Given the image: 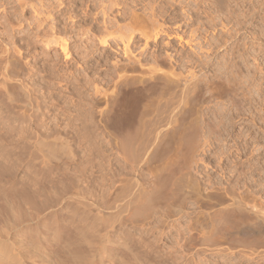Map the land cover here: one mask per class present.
Wrapping results in <instances>:
<instances>
[{
  "label": "rangeland",
  "instance_id": "374dc122",
  "mask_svg": "<svg viewBox=\"0 0 264 264\" xmlns=\"http://www.w3.org/2000/svg\"><path fill=\"white\" fill-rule=\"evenodd\" d=\"M40 1L42 3H40ZM40 1L39 0H29V1L0 0V38H1L0 48L2 47L1 49H3L4 47L7 48L8 50L7 53L4 54L6 55L5 56L6 58L5 57H2L4 59L0 58V64L4 62L3 63L4 65L3 64L0 65V71L3 68H5V66L7 65L5 62H7V60L10 59L11 61L10 60L8 61H10L11 64L13 63L14 65L12 64V66L10 65L7 66L8 68H6L5 70L6 75L9 74L7 75V78L11 76V78L9 77V79L13 84H18L23 80L21 83L25 84L23 86L27 87L26 89L29 90L28 92L30 94L29 97H31V99L29 98L30 100L28 99V102L30 103L31 101H33V103L31 102L30 105H32L33 107L35 106L38 109L35 111L36 108L34 109L33 107H31L32 108L31 111L30 110L31 108L29 107L27 111H25L27 113H23L25 114L23 115L20 114L22 113L20 109L17 108L13 109V107L9 105L7 100H4L3 98L4 106L6 105L5 108H7V109H3L4 112L3 115L4 117L5 116L7 117L9 113L11 114L8 115L9 119L4 118L3 116L1 119V121L4 122L3 127L5 128V132H6V133L4 132L5 134L3 133L4 135L2 136V138H5L4 141L3 139L1 141L3 144L2 157L3 156L5 157L0 159L2 160V162L4 161L3 165L6 167L5 174L3 176L4 179L2 180V183L4 185V191L6 194L15 193L18 197L21 196V200L23 199L21 202L22 206L20 205L19 208L20 210H18L19 214L21 213V216L26 215V213L29 215L30 213L33 214V224L31 226L33 232V239L36 240L39 234H44L45 237L42 240V245L44 244L43 246L47 248L48 246H50V244H55V246L51 249L48 247V252L52 256L56 257V255L59 254L58 249L62 246V243L65 240H69L70 238L71 239L73 238V234L71 235V237H65L69 235L62 232L64 231L74 232L75 231L74 229L78 228V226L84 229L86 228V226L87 228H89V225L91 226L93 218L95 216L106 215L108 211L106 209H103L105 208L104 201L110 200L111 197L113 198L114 194L118 191V190L115 191L117 186L119 184L123 185L125 183L126 179L123 180V178L126 177L129 179L130 176V179L135 177L141 183H143L144 186L145 184H147L146 186L148 189H152L154 190V192H157V193L152 192L151 199L153 198L154 199L153 201L152 200L150 201L151 207H153L154 205L155 206L153 208L150 207L147 208L146 209L147 211L141 210L137 212L136 216L132 215L131 218L126 216L125 214L123 219H126V221L122 220L121 218L118 222L117 221L114 222L113 227L114 226L115 227L110 228L111 230L110 233L113 234V235L111 234V242L113 244L112 252H114L116 255L118 256L120 255L121 257L125 258V260H130V261H133L135 258V260H138L143 264H264V240H263L264 237L261 236L262 238H260V235H257L254 232L250 233L249 231H246V233L245 231H242L240 233L241 231L240 228H242L243 225H246V223L252 221L254 218L253 217L254 214L252 211L253 206L254 209L262 208L261 211L262 212L264 211V164L260 163V161L264 162L263 161L264 160V2L263 0H226V3L228 2L227 5H229L227 6V10H225L226 12L218 10L214 0L213 1L212 0H179L180 2L179 1L177 2L176 0H140V1L119 0L120 2L118 0H114L112 9L107 11L110 13L109 14L106 13L104 14V16H102L103 15L102 13L100 15L101 12L99 11L100 7L99 8L97 7V9H91L89 11L90 8L87 7L88 6L87 4H89L87 3V0H83V2L82 0H58V1L51 0L52 2H50V0L47 1L45 0L46 6L44 5V0L43 1L40 0ZM54 1L56 3H53ZM61 1H63L65 4ZM98 1L99 2L101 1V4L103 3L107 4L106 2L108 0H105L106 2L102 0H98ZM26 2H28L27 5ZM38 2L40 3L39 6H37ZM67 2L70 5L69 6L67 4V7L69 6L68 7L69 9L66 7ZM125 2L126 5H124ZM19 3L20 4L25 3L24 7L23 5L20 6ZM34 3L37 4L35 5ZM50 3H52L53 6ZM57 3H60V5ZM61 3H63V5ZM261 4L263 5V7ZM56 5L57 6L59 5L60 7L58 6L57 8ZM32 6L34 7L37 6L36 8L39 12L43 10V12L41 11V13L45 15L43 16V14H41L40 15L41 17L42 16L47 17L48 15L46 14L47 11L48 13L52 12V14H49V16H51V20L50 18L49 20L47 18L48 21L43 22L44 24H39V22L37 23L33 19L37 14V11L36 13L35 11L33 12L35 8ZM208 6L209 8H207ZM16 7L18 8L16 9ZM228 7L230 9H228ZM19 8H21L22 10ZM46 8L49 10H47ZM122 8H124L125 10ZM152 8L154 9L156 8V10ZM66 10L68 11L69 15L68 13L66 14L67 12ZM93 10H95L98 13V15H95L94 14L95 11L92 12ZM128 10L130 12H128ZM83 11L84 13H82ZM85 11H88L89 16L87 15L85 16V18H83L82 15H85ZM150 11L153 12V14ZM219 12L221 14H219ZM79 13H81V15H79ZM92 13L95 16L92 15ZM77 14L79 15V17H77L78 16ZM129 14L130 15L132 14V16H129ZM52 15L54 16L52 17ZM67 15L72 18L68 17ZM90 15L93 18V20H91L92 18L90 19ZM106 15L108 18L112 19L113 21V25H111L112 30L110 29V27L108 28L104 27L105 29L107 28L106 30L104 29L105 30L104 31L102 29L103 23L97 22V20L102 21ZM108 15L109 16L111 15V17H109ZM144 15L147 16L145 17ZM128 16L130 18H128ZM18 17L20 19L19 21L20 25L18 23L19 20ZM95 17H97L98 19H95ZM122 17H124L125 19ZM149 17H150V22L154 20L152 21L153 23L152 22L149 23ZM53 18L55 19V21ZM135 18L138 19L136 20ZM31 19H33V22L29 21ZM132 19L133 20L135 19L136 21H133ZM78 21L80 24L78 23ZM141 21L143 24L141 23ZM48 22L50 23V25ZM51 22H54L55 24L57 22V24L61 27L58 28L61 30L63 29V26L64 29L66 27L67 28L65 30L63 29V32L58 29L59 31L57 30V32L53 33L54 30L52 31L50 27L52 24ZM139 22L141 23V25L138 26L137 23L140 24ZM154 22L157 25L154 24ZM27 23H31V24H27ZM35 23L37 26L38 25L39 26L37 27ZM59 23L60 24L62 23L63 26H61ZM66 23H68L69 25ZM8 24H10L9 27L6 26ZM78 24L80 25V29L79 26H76ZM120 24L121 26L119 27L118 25ZM11 25L15 29H12ZM71 25L72 28H74V30L70 27ZM143 25L144 28H146L143 29V31L144 30L146 31L148 29L147 32L144 31L145 33L144 36L141 34L143 31H140L141 28H143ZM155 25L156 27L159 28L157 29L160 31H158L156 27H154ZM3 26H5L4 29ZM94 26H96L95 27L96 29H93ZM140 26L141 28L139 30L138 27ZM23 27L27 30H25ZM28 27L29 28L32 27V29L28 30ZM35 27L38 29H36ZM43 27L45 28V31ZM75 27L80 31L79 30L76 31ZM130 27L132 29L133 28L136 29L135 30L133 29L132 31ZM151 27H154L155 31L153 30V28L151 29ZM160 27L163 28L164 30H162ZM6 28L8 29V31H11V33L8 32L7 30L3 32V30H5ZM48 28L51 29L49 30V32L51 31L50 33L51 35L52 33L55 36H57L56 34H58L57 39L62 34L66 35V36L64 35V37L61 36V38L63 37V39L61 38L59 39H61L62 41L64 40L67 45L69 44L68 46L66 45V48H68L66 49L67 51L59 49L61 47H59L55 43H53L55 45L52 44H49L50 46L47 45L46 48V44H47L46 40L52 37L50 36L49 32H47ZM125 28L126 31L128 28L127 33L130 34L129 36L125 32ZM18 29H23L22 30L23 32L21 30L19 31ZM34 29H36L37 31L36 30L32 31ZM68 30H70V34L66 33L68 32ZM129 30L132 31L131 33L133 35L129 33L130 32ZM149 30L151 32L153 31V33H150ZM74 31L76 32L74 33ZM108 31L109 32L112 31L113 34L112 35L106 34V32L109 33ZM157 31L159 32V34L156 33ZM24 32L26 33L24 34ZM3 33H5L6 36H4ZM29 33H32L33 35ZM78 33H81L83 39ZM124 33L127 34L126 39L128 40V37H130L129 39L131 41V42L129 41L130 45H128L130 46V48L128 50L127 47L126 50L128 52L125 51V53H123L124 51L122 44L125 43L123 40L125 41L127 40L124 39L125 38ZM148 33L150 34V38L146 36ZM74 34H78V35H74ZM95 34L97 36L96 38H95ZM28 35H30L32 38ZM34 35L38 38V40L37 38L34 37ZM90 35L91 36L94 35V37L93 36L91 37ZM105 35H107V37ZM120 35H124V36H120ZM25 36L28 38H26ZM45 36H47V38ZM55 36H53L52 38H56ZM98 36H100L99 37L100 39L98 38ZM101 36L102 37L104 36V38H102ZM119 36L121 38L123 37L122 38L123 40H121ZM131 36L133 37L132 39L134 40L131 39ZM112 37L115 38L113 39ZM4 38H7L8 41L5 40L2 42V39L4 40ZM72 38H74V40H76L77 42L73 41ZM77 38H80L82 40L80 41V39ZM92 38L95 39L92 40ZM105 38L108 40L109 43L112 44L111 45L109 43L107 45L100 44L102 43L101 41ZM144 38H147L146 39L147 43ZM209 38L212 39L210 40ZM39 39H41V41ZM98 39L101 41H99ZM26 40L28 43L26 42ZM118 40L121 41L119 42ZM4 42L5 45L3 44ZM76 43L78 44V46ZM85 43L87 47L86 46L83 47ZM80 45L81 46L83 45L82 46L83 48ZM88 47L90 51L88 50ZM87 51H89L88 52L89 54H86ZM64 52L66 54L68 52L67 56L65 55ZM195 52L197 53V55ZM126 53L129 54L126 55ZM167 53L170 54L169 55L170 57L169 56L167 57ZM207 53L209 54L208 59L205 56V55L208 56ZM191 56L193 57L191 58ZM200 56L203 58L205 57V59L202 60ZM9 57H12L14 61H12V59ZM128 58L131 60H129ZM137 58H139L138 62L141 63L137 62ZM118 59H120V61ZM1 60L4 61L2 62ZM116 60L118 63L114 62ZM187 60L192 62H188ZM131 61H133L134 64L131 63ZM198 61L200 62L207 61L208 63L206 62L203 63V65H201L202 62L200 63ZM231 61H233L234 64ZM177 62L179 65L177 64ZM194 62L195 63L198 62V63L193 64ZM114 63L116 65L120 64V66L117 67L116 65H114ZM124 63L127 64L124 65ZM25 64L26 66L24 68ZM204 64L206 65L209 64V65L206 66ZM20 65L23 67H20ZM184 65L185 67L183 68ZM125 66H129V67H125ZM186 66L188 67V69ZM189 66L193 68L190 69ZM122 69L126 71V72L122 71V74L124 76L122 74H121L122 76L120 75L121 72L119 73V71H121ZM169 69L174 70L175 72ZM198 69L201 70L199 71ZM15 70L17 72H15ZM177 70L178 71L180 70L183 73L182 76L183 78H185V80H190V78L187 76H189V74L191 75L194 74L193 76L196 81L193 78L192 82L195 85L192 83L194 87L192 86L193 88L191 87L189 91L188 95L190 97L188 96L186 98L188 100H184L185 102L183 101V103H181V105L178 106L179 110L178 109L176 110V114L173 117L174 119H169L168 110L172 104H176L178 101L177 100L178 99L177 97H179L177 96V94H179L178 86L181 83V82L179 83L178 78H173L174 76H172L171 79L170 77L171 75L169 76V74H172L174 72L176 77L177 75L176 72H178ZM12 72H14V74H12ZM164 73H166L167 76ZM105 74L107 75V77L109 76L110 78L109 77L107 78ZM161 74L164 75L161 76ZM12 76H14V79ZM119 76H121V79L123 78L126 81L128 80L129 82L128 81L123 82V80H120L119 82L118 81ZM126 76L127 78H124ZM184 76H186L187 78ZM117 77L118 80L116 81ZM128 77L130 78V80ZM160 77L163 78H161L160 80L159 79ZM166 77H170V80H168L169 78ZM20 78H22L21 81ZM103 78L104 79L106 78L105 81ZM165 78L167 79V81L171 83L170 86H169L170 84L169 82L168 83L166 82L168 85L165 83L166 81ZM163 79L164 81H162ZM16 81H18V83ZM115 81L118 86L113 85V83L115 84ZM125 82L131 84L130 85L125 84ZM183 82L184 81H182V83ZM163 83H165V85ZM120 85L122 87H120ZM127 85L130 87L133 86L131 87L132 90ZM152 87L154 88V90ZM32 91L34 92V94ZM118 91H120V93ZM117 92L119 93V95ZM115 93L117 94L114 95ZM246 93L248 95H245ZM249 93L252 94L253 96L250 95ZM104 94L107 95L109 94V95L107 96ZM123 94L126 96H122ZM128 95H129V99L127 97ZM110 96L113 99H111ZM108 97H110L111 100L108 99ZM161 97L163 99H161ZM248 97H253V98H248ZM114 99H117L116 100L117 102ZM248 99H250V101ZM19 100L20 97L19 99L17 98V102H19L17 103V105L19 104L20 106L23 103H20L22 99L20 101ZM111 101H113L112 103L115 102L117 106L115 104L112 105ZM121 101H123L125 106L123 105V103H121ZM233 101L236 102L234 103ZM234 105H237L238 107ZM118 108L120 112L123 113H120ZM144 108L147 110H145ZM233 109L235 111H233ZM16 110H18V112H16ZM19 110L21 112H19ZM159 111L162 113H160ZM28 113L32 115V118L29 117ZM16 114H18L17 120H15ZM231 114H234V116H232ZM34 115L35 116L37 115L36 118ZM7 121L11 125L9 123H6ZM228 121H230V123ZM254 121L256 123H254ZM92 122L94 123L95 127L93 126ZM236 122H238L239 124ZM156 123L158 126L164 125V129L162 130L161 134L160 132L154 133V129L157 126ZM116 124L117 127L115 128L114 126H116ZM10 131L12 132L10 133ZM72 132L74 134H71ZM55 133L56 134L58 133V135L60 136L62 135L63 137V138H54L55 140L57 139L55 142L56 145L58 146V144L62 140L64 144L67 142L66 145L67 146L69 145L68 149L70 148L69 152L71 155L69 154L68 156L66 155V152L63 153L61 151H57L56 149L52 151H48L46 150V148H38V149L36 148L38 146L36 143L39 140H41L44 137V140L46 139L48 141L49 140L48 138L51 137L53 138ZM117 136L119 137V139ZM54 139H50L49 141L52 140L55 141ZM232 139L234 140L232 141ZM123 141L124 142L129 141L130 148L132 147L131 148L132 155L130 156L131 158H133L134 156V158L131 159L128 156L129 158L128 162L125 158V154H124L125 151L121 149L122 148L121 144ZM115 142H117L116 143L117 145L115 144ZM119 142H120V147H119ZM244 142H248L251 145L247 143H245L246 144L245 145ZM244 147L250 149V150L248 149L249 150L248 154L250 156L249 155L247 156L248 159H246V162H245V157H243L240 154V152L244 151L243 150ZM255 148L256 150L258 148L257 150L258 152L254 150ZM39 149H41V151ZM120 149L122 151H120ZM251 150L253 153L251 152ZM142 151L146 153L144 156L145 158L143 157L139 161V158H135V157H138ZM236 153H238L242 158ZM253 154L258 155L257 159ZM248 161H250L254 166H250L251 163ZM143 162L145 165L148 163V165L145 166L144 164H141ZM118 164L119 165L122 164L121 167ZM130 164L133 165L130 166ZM241 164L243 165L241 166ZM12 165H14L15 167ZM122 166H124L125 169ZM231 167H233V169ZM254 167L257 169L258 172L255 171L256 169H254ZM146 168H148V170ZM156 168L158 169L156 170ZM159 169L163 170L164 172L163 171L159 172L160 171ZM178 171H183V172L187 171V173H189L190 175L192 173V176H195L194 178L197 179L198 183H200L199 185L201 187V192H202V195L200 196L197 197L190 196L191 198L188 196L189 198H186L185 200L186 202H184L185 212L182 213L183 216L182 214L175 216L170 212V209L166 207L167 205L170 206L178 203L177 201H175V199L168 197L169 192L166 190V188L168 189V186L166 184L167 175L168 177L170 174L175 175L177 174L176 172ZM206 171L208 172L207 174ZM249 172L252 176H250ZM131 173L133 176L134 175L135 176L132 177ZM154 176L156 178H152ZM249 177L250 180L248 181ZM119 178L121 181H119ZM198 179L200 180V182ZM204 180L207 182H205ZM117 182L120 183L118 184ZM223 184L225 185V187ZM249 184L251 187L249 186ZM28 185L33 186L32 188L33 195L31 194V190L29 192V189H27ZM12 187L14 188L16 187L15 189L18 192H16L15 189L12 190ZM113 187L115 189L111 190V188ZM223 188L224 189L226 188L225 190H227V192H230L229 190L231 189L234 192L239 189L238 190L239 193L237 191L234 193L232 190L230 193L231 194L233 193L234 195L238 193L237 195H235L237 196V198H242L244 194L245 199H242L241 201L244 202V205L247 204L245 207L244 205L242 206V208L246 210L237 209L235 211L232 206L228 207L231 201L229 200L231 194L230 193L227 194V192ZM158 192L161 193L162 195L158 194ZM219 192H223V194L222 193L220 194ZM73 193L80 194V196H83L82 199L84 200L82 201L83 203L76 202L79 200L75 198L73 199L71 197ZM107 194H109V196ZM163 195H165L166 198ZM227 195L230 196L227 197ZM71 198L73 200H71ZM162 199L163 201L165 199V201L163 202ZM248 199L250 200L251 203L249 202ZM219 201H221V203H219ZM245 201L247 202L245 203ZM165 202H166L165 204L166 206L164 205L163 207V204ZM77 203L79 204V206L76 205ZM83 204H85L86 206ZM101 204L103 206H101ZM82 205L85 206V208H82L83 207ZM99 207L100 209H98ZM98 210L101 211L99 212ZM102 211L103 213H101ZM167 212L169 213V216H167L168 215ZM239 212L240 215L238 216L237 214ZM170 213L173 216H171ZM78 215H80L81 217ZM263 215L264 214L260 216L264 218ZM91 216H93V218ZM240 216L244 217V219ZM127 218L128 220L129 218L130 220L132 219L131 221L129 220L130 223L127 220ZM237 219L239 221H237ZM122 221L127 222V226L123 225L125 224V222ZM237 222L240 223L238 224ZM241 222L243 223L245 222V223L241 224ZM233 225L235 229L237 228V231L234 230V228L232 227ZM238 225L240 226L238 227ZM230 228L233 229L230 230ZM49 230L50 231L52 230L53 232L52 231L49 232ZM54 234L62 235L61 240H58V242H53L52 238L50 237L51 235ZM194 238L196 240H194ZM116 242H118L119 244ZM120 244L121 246L119 247ZM124 246L127 247L124 248Z\"/></svg>",
  "mask_w": 264,
  "mask_h": 264
},
{
  "label": "bare ground",
  "instance_id": "6f19581e",
  "mask_svg": "<svg viewBox=\"0 0 264 264\" xmlns=\"http://www.w3.org/2000/svg\"><path fill=\"white\" fill-rule=\"evenodd\" d=\"M17 1V0H16ZM29 1V0H28ZM40 1V0H39ZM43 1V0H42ZM47 1V0H46ZM56 1V0H55ZM53 2V3H56V2ZM58 1V0H57ZM102 1H104V2H106L105 0H102ZM113 1L114 0H108L106 3L107 4H104L103 2V4H101V1L99 2L98 0H87V3H89V4H87L88 6L87 7H89L90 9H89V11L91 10V9H97V7L99 8L100 7V10L99 11H101L100 12V15H101V13L103 14L102 16H104V14H106V13H110V12H107L108 10H110V9H112V5H113ZM119 1V0H118ZM124 1V0H123ZM126 1V0H125ZM140 1V0H139ZM139 1H136V2H139ZM177 2L179 1V0H176ZM213 1V0H212ZM50 2H52L51 0H50ZM61 2H63V1H61ZM72 2H74V1H72ZM78 2V1H77ZM80 2V1H79ZM82 2H83V0H82ZM120 2V1H119ZM142 2V1H141ZM171 2V1H170ZM169 2V3H170ZM180 2V1H179ZM182 2V1H181ZM194 2V1H193ZM214 2H215V5L217 6V9L218 10H221V11H224V12H226L225 10H227V6H229V5H227V3H226V0H214ZM261 2V1H260ZM263 2H264V0H263ZM22 3V2H21ZM27 3L28 2H26V5H27ZM40 3H42L41 1H40ZM39 2H38V5L37 6H39V4H40ZM64 3V2H63ZM63 3H61L62 5H63ZM115 3V2H114ZM176 3V2H175ZM174 3V4H175ZM25 4V3H24ZM24 4H20L19 3V5L21 6V5H23V7H24ZM30 4V3H29ZM35 4V3H34ZM37 4V3H36ZM35 4V5H36ZM52 6H53V4L52 3H50ZM57 4H59L60 5V3H57ZM65 4V3H64ZM67 4H68V2L66 3V7H67ZM101 4V5H100ZM116 4V3H115ZM119 4V3H118ZM122 4V3H121ZM124 4V3H123ZM136 4H138V3H136ZM214 4V3H213ZM263 4V3H262ZM261 4V5H262ZM31 5V4H30ZM44 5L46 6V4H45V0H44ZM48 5H49V3H48ZM58 5V6H59ZM69 5V4H68ZM84 5H86V4H84ZM124 5H126V2H125V4ZM123 5V6H124ZM171 5V4H170ZM215 5H213V6H215ZM17 6V5H16ZM19 6V7H20ZM36 6V7H37ZM41 6V5H40ZM42 6H43V4H42ZM41 6V7H42ZM57 6V5H56ZM58 6H57V8H58ZM70 6V5H69ZM68 6V7H69ZM81 6V5H80ZM122 6V7H123ZM32 7H34V6H32ZM36 7H34L35 9L33 10V12L35 11V13H36V11H37V14L35 15V17L33 18L37 23L39 22V24H44L43 22H47L48 20H49V18H50V20H51V16H49V14H52V12L51 13H48V11H47V13L46 14H48L47 15V17L45 16V17H43L45 14H43V13H41V11L43 12V10H41V8H40V12L37 10V8ZM50 7V6H49ZM55 7V6H54ZM60 7V6H59ZM67 7V8H68ZM71 7H72V5H71ZM76 7V6H75ZM206 7V6H205ZM233 7V6H232ZM262 7H263V5H262ZM18 7H16V9H17ZM22 8V7H21ZM21 8H19V9H21ZM45 8V7H44ZM62 8H63V6H62ZM82 8H84V7H82ZM121 8V7H120ZM158 8V7H157ZM203 8V7H202ZM207 8H209V6L207 7ZM211 8V7H210ZM23 9V8H22ZM21 9V10H22ZM33 9V8H32ZM43 9V8H42ZM47 9V8H46ZM46 9H45V11H46ZM51 9V8H50ZM54 9V8H53ZM69 9V8H68ZM72 9V8H71ZM122 9H124V8H122ZM122 9H120V10H122ZM152 9H154V8H152ZM175 9V8H174ZM216 9V8H215ZM216 9V10H217ZM228 9H230L229 7H228ZM235 9V8H234ZM47 10H49V9H47ZM55 10V9H54ZM62 10V9H61ZM73 10V9H72ZM71 10V11H72ZM83 10H85V9H83ZM87 10V9H86ZM125 10V9H124ZM123 10V11H124ZM154 10H156V8L154 9ZM198 10V9H197ZM208 10V9H207ZM206 10V11H207ZM52 11V10H51ZM60 11V10H59ZM63 11V10H62ZM61 11V12H62ZM67 11V10H66ZM95 10H93L92 12H94ZM118 11V10H117ZM132 11V10H131ZM158 11V10H157ZM220 11V12H221ZM232 11V10H231ZM60 12V13H61ZM74 12V11H73ZM72 12V13H73ZM122 12V11H121ZM128 12H130L129 10H128ZM133 12V11H132ZM131 12V13H132ZM135 12V11H134ZM151 12V11H150ZM159 12V11H158ZM219 12V14H221ZM223 12V13H224ZM257 12V11H256ZM68 13V11L66 12V14ZM82 13H84V11L82 12ZM120 13V12H119ZM118 13V14H119ZM125 13V12H124ZM124 13H122V14H124ZM152 14H153V12H151ZM197 13V12H196ZM222 13V14H223ZM227 13H228V11H227ZM244 13V12H243ZM41 14H43V16L41 17L40 15ZM66 14H65V17H66ZM95 15H98V13L95 11V13H94ZM93 13H92V15H94ZM155 14V13H154ZM219 14H218V16H219ZM226 14V13H225ZM242 14V13H241ZM68 15H69V13H68ZM67 15V16H68ZM78 15V14H77ZM76 15V16H77ZM79 15H81V13H79ZM79 15L77 16V17H79ZM89 16V13H88V11H85V15H82L83 16V18H85V16ZM94 15V16H95ZM150 15V14H149ZM157 15V14H156ZM224 15V14H223ZM228 15V14H227ZM233 15V14H232ZM243 15V14H242ZM252 15V14H251ZM20 16V15H19ZM49 16V17H48ZM54 15H52V17H53ZM93 16V17H94ZM109 16V15H108ZM117 16H119V15H117ZM121 16H123V15H121ZM129 16H132V14L130 15L129 14ZM128 16V18H130ZM138 16V15H137ZM142 16V15H141ZM145 17L147 16V15H144ZM144 16H143V18H144ZM152 16V15H151ZM155 16V15H154ZM153 16V17H154ZM56 17V16H55ZM68 17H70V16H68ZM97 17H100V16H97ZM97 17H95V19H98ZM109 17H111V15L109 16ZM115 17V16H114ZM133 17H134V15H133ZM136 17V16H135ZM223 17V16H222ZM232 17H234V16H232ZM238 17V16H237ZM21 18V17H20ZM47 18H48V20H47ZM59 18H60V16H59ZM62 18H63V16H62ZM61 18V19H62ZM70 18H72V17H70ZM82 18V17H81ZM92 17H91V15H90V19H91ZM113 18V17H112ZM117 18V17H116ZM120 18V17H119ZM122 18H124V17H122ZM18 19H19V17H18ZM33 19H31V20H29L30 22H33ZM54 19V18H53ZM58 19V18H57ZM66 19V18H65ZM101 19V18H100ZM99 19V20H100ZM125 19V18H124ZM136 20L138 19V18H135ZM133 20V21H136V20ZM148 19V18H147ZM151 19H152V17H151ZM227 19V18H226ZM229 19V18H228ZM236 19V18H235ZM22 20V19H21ZM83 20V19H82ZM91 20H93V18L91 19ZM90 20V21H91ZM213 20V19H212ZM238 20V19H237ZM11 21V20H10ZM20 19L18 20V23H19V25H20ZM29 21H27V22H29ZM54 21H55V19H54ZM57 21V20H56ZM72 21H74V20H72ZM80 21V20H79ZM79 21H78V23H79ZM89 21V22H90ZM133 21H131V22H133ZM152 21H154V20H152ZM151 21V22H152ZM211 21V20H210ZM58 22V21H57ZM57 22H56V24L54 23V22H51L52 24H51V29H52V31L54 30V32L53 33H55V32H57V30L59 29L58 27H60L58 24H57ZM61 22V21H60ZM64 22V21H63ZM67 22V21H66ZM95 22V21H94ZM97 22H101V23H103V25H102V29L104 30L105 28L104 27H110V29H111V25H113V21H112V19H110V18H108L107 17V15L103 18V20L101 21H98L97 20ZM150 22V17H149V23H151ZM221 22V21H220ZM234 22V21H233ZM8 23H10V22H8ZM49 23V22H48ZM54 23V24H53ZM75 23V22H74ZM93 23V22H92ZM101 23H100V25H101ZM115 23V22H114ZM140 23V22H139ZM141 23H142V21H141ZM141 23L140 24H138L137 23V25L139 26V25H141ZM153 23V22H152ZM187 23V22H186ZM13 24H14V22H13ZM27 24H31V23H27ZM45 24H47V23H45ZM60 24V23H59ZM66 24H68V23H66ZM80 24V23H79ZM76 25V26H79V29H80V25ZM143 24V23H142ZM154 24H156L155 22H154ZM216 24V23H215ZM219 24V23H218ZM217 24V25H218ZM224 24V23H223ZM233 24V23H232ZM18 25V26H19ZM35 25H36V23H35ZM34 25V26H35ZM49 25H50V23H49ZM61 26H63V24L61 23L60 24ZM69 25V24H68ZM72 25H73V23H72ZM72 25L70 26L71 28H72ZM117 25V24H116ZM129 25V24H128ZM131 25V24H130ZM157 25V24H156ZM156 25L154 26V27H156ZM235 25V24H234ZM6 26H10V24H8V25H6ZM37 26V25H36ZM39 26V25H38ZM37 26V27H38ZM44 26H47V25H44ZM93 26V25H92ZM91 26V27H92ZM119 27L121 26V24L120 25H118ZM149 26H151V25H149ZM153 26V25H152ZM159 26V25H158ZM189 26H190V24H189ZM4 27L5 26H3V29H4ZM7 27V28H8ZM11 27H12V25H11ZM10 27V28H11ZM40 27H41V25H40ZM49 27V26H48ZM69 27V28H70ZM96 26H94V28L93 29H96L95 28ZM114 27V26H113ZM125 27V26H124ZM154 27H151V29L153 28V30L155 31V29H154ZM5 29V30H3V32L4 31H8V29ZM24 28V27H23ZM27 28V27H26ZM36 28V27H35ZM44 28V27H43ZM61 28V27H60ZM67 28V27H66ZM65 28V29H66ZM68 28V29H69ZM99 28V27H98ZM97 28V29H98ZM106 28V29H107ZM122 28V27H121ZM129 28V27H128ZM128 28H127V31H128ZM131 28V27H130ZM139 28V30H140V28H141V26L140 27H138ZM147 28H149V27H147ZM158 27H156V29H157ZM161 28V27H160ZM12 29H15V28H13L12 27ZM25 29V28H24ZM30 29H32V27L31 28H29L28 27V30H30ZM36 29H38V28H36ZM36 29H34V30H32V31H35ZM51 29H49L48 28V31L47 32H49V30H51ZM63 29H64V26H63ZM63 29L61 30V29H59L60 31H62L63 32ZM64 29V30H65ZM73 30H74V28H72ZM71 29V30H72ZM79 29H76V27H75V30L76 31H78ZM82 29V28H81ZM105 29V30H106ZM120 29V28H119ZM119 29H117V30H119ZM124 29V28H123ZM122 29V30H123ZM132 29V28H131ZM134 29V28H133ZM133 29H132V31H133ZM136 29V28H135ZM134 29V30H135ZM143 29H146V28H144V25H143V28H141V30L140 31H143ZM159 29V28H158ZM157 29V30H158ZM162 30H164L163 28H161ZM241 29V28H240ZM239 29V30H240ZM19 31L21 30H23V29H18ZM25 30H27V29H25ZM24 30V31H25ZM58 30V31H59ZM72 30V31H73ZM88 30V29H87ZM104 30V31H105ZM112 30V29H111ZM116 30V31H117ZM138 30V31H139ZM148 30V29H147ZM147 30L145 31V32H147ZM217 30V29H216ZM238 30V29H237ZM12 31H14V30H12ZM37 31V30H36ZM40 31V30H39ZM44 31H45V28H44ZM43 31V32H44ZM67 31V30H66ZM71 31V32H72ZM76 31H74V33L76 32ZM80 31V30H79ZM82 31V30H81ZM89 31V30H88ZM94 31H96V30H94ZM124 31V30H123ZM122 31V32H123ZM127 31H126V28H125V32L127 33ZM130 32L129 33H131L132 31L131 30H129ZM144 31L141 33L143 36L145 35V33H144ZM150 31V30H149ZM148 31V32H149ZM158 31H160V30H158ZM156 32V33H158L159 34V32ZM242 31V30H241ZM8 32H10L11 33V31H8ZM23 32V31H22ZM21 32V33H22ZM42 32V31H41ZM46 32V33H47ZM61 32V33H62ZM84 32V31H83ZM82 32V33H83ZM102 32V31H101ZM109 32V31H108ZM111 32V33H110ZM109 33H107L106 32V34H108V35H112L113 34V32L112 31H110ZM135 32V31H134ZM133 32V33H134ZM233 32V31H232ZM16 33H17V31H16ZM26 32H24V34H25ZM46 33H44V34H46ZM51 33V31L49 32V34ZM52 33V35L50 34V36H55L54 34ZM59 33V32H58ZM66 33H69L70 34V30H68V32H66ZM73 33V32H72ZM89 33V32H88ZM87 33V34H88ZM93 33V32H92ZM91 33V34H92ZM96 33V32H95ZM100 33V32H99ZM104 33V32H103ZM126 33H124V35H125V38L124 39H126V37H127V34ZM150 33H153V31L151 32L150 31ZM156 33H155V35H156ZM4 34V36H6L5 35V33H3ZM7 34V33H6ZM9 34V33H8ZM29 34H31V35H33L32 33H29ZM35 34V33H34ZM80 36H81V33H78ZM78 34H74V35H78ZM132 34V33H131ZM149 34V33H148ZM148 34L146 35L147 37H149L150 38V34H149V36H148ZM224 34V33H223ZM226 34V33H225ZM233 34V33H232ZM16 35V34H15ZM36 35V34H35ZM34 35V37L35 38H37L36 36ZM40 35V34H39ZM43 35V34H42ZM57 36H58V34H56ZM64 35L65 34H62L61 36H63L64 37ZM83 35V34H82ZM85 35V34H84ZM98 35H100V34H98ZM101 35H102V33H101ZM124 35H120V36H124ZM130 34H128V36H129ZM133 35V34H132ZM141 35V36H142ZM152 35V34H151ZM241 35V34H240ZM14 36V35H13ZM20 36H21V34H20ZM28 36H30V35H28ZM48 36V35H47ZM47 36H45L46 38H47ZM57 36H55L56 38H50V39H47L46 41V48H47V45L48 46H50L49 44H52V45H55V44H57L59 47H61V48H59V49H62V50H65V51H67L66 49H68V48H66V42L63 40H61V39H63V37L61 38V36L59 37V38H61V39H57ZM66 36V35H65ZM72 36V35H71ZM79 36V37H80ZM88 36V35H87ZM86 36V37H87ZM91 36V35H90ZM89 36V37H90ZM93 37H94V35H92ZM91 36V37H92ZM106 37H107V35H105ZM119 36V37H120ZM192 36H193V34H192ZM211 36V35H210ZM222 36V35H221ZM1 37H2V34H1ZM12 37V36H11ZM18 37V36H17ZM26 37V36H25ZM31 37V36H30ZM33 37V38H34ZM40 37V36H39ZM43 37V36H42ZM75 37H77V36H75ZM97 36H96V34H95V38H96ZM100 36H98V38H99ZM102 37V36H101ZM152 37V36H151ZM241 37V36H240ZM21 38V37H20ZM23 38V37H22ZM26 38H28V37H26ZM32 38V37H31ZM41 38V37H40ZM69 38H70V36H69ZM81 38H82V36H81ZM95 38H92V40L93 39H95ZM102 38H104V36L102 37ZM113 38V37H112ZM115 38V37H114ZM113 38V39H114ZM123 38V37H122ZM121 37H120V39L121 40H123ZM130 37H128V40L127 41H125V40H123L125 43H123L122 45H123V53H125V51H127L126 50V48L129 50V48H130V46H128V45H130L129 43L131 42L130 41V39H129ZM133 37L131 36V39H132ZM135 38V37H134ZM148 38V39H149ZM154 38V37H153ZM191 38V37H190ZM213 38V37H212ZM211 38V39H212ZM224 38V37H223ZM226 38V37H225ZM25 39V38H24ZM23 39V40H24ZM30 39V38H29ZM42 39V38H41ZM41 39H39L40 41H41ZM68 39V38H67ZM73 39V41H76V40H74V38H72ZM77 39H80V38H77ZM83 39V38H82ZM82 39H80V41L82 40ZM91 39V38H90ZM100 39V38H99ZM98 39V40H99ZM108 39H109V37H108ZM111 39V38H110ZM112 39V40H113ZM117 39V38H116ZM119 39V38H118ZM145 39V41H146V43H147V38H144ZM155 39H156V37H155ZM204 39V38H203ZM210 39V38H209ZM210 39V40H211ZM228 39V38H227ZM5 40H7V38H4V40L2 39V42L3 41H5ZM36 40V39H35ZM37 40H38V38H37ZM97 40V39H96ZM120 40V41H121ZM132 40H134V39H132ZM185 40V39H184ZM200 40V39H199ZM215 40V39H214ZM218 40H220V39H218ZM218 40H216V41H218ZM0 41H1V38H0ZM8 41V40H7ZM43 41V40H42ZM84 41H87V40H84ZM89 41V40H88ZM99 41H101V40H99ZM119 41V40H118ZM118 41H117V43H118ZM119 41V42H120ZM130 41V42H129ZM179 41V40H178ZM186 41V40H185ZM188 41V40H187ZM193 41V40H192ZM195 41V40H194ZM198 41V40H197ZM223 41V40H222ZM238 41V40H237ZM26 42H27V40H26ZM33 42V41H32ZM35 42H37V41H35ZM77 42V41H76ZM97 42V41H96ZM102 43H100V44H105V45H107L109 42H108V40L105 38V39H103L102 41H101ZM112 42V41H111ZM206 42H208V41H206ZM210 42V41H209ZM226 42V41H225ZM7 43V42H6ZM9 43V42H8ZM28 43V42H27ZM31 43V42H30ZM43 43V42H42ZM44 43H45V40H44ZM53 43H55V44H53ZM69 43V42H68ZM82 43V42H81ZM90 43V42H89ZM93 43V42H92ZM94 43H95V40H94ZM133 43V42H132ZM145 43V44H146ZM188 43V42H187ZM4 45H5V42L3 43ZM35 44V43H34ZM77 44V43H76ZM75 44V45H76ZM110 45L112 44V43H109ZM114 44V43H113ZM200 44V43H199ZM209 44H211V43H209ZM29 45V44H28ZM39 45V44H38ZM42 45V44H41ZM44 45V44H43ZM51 45V46H52ZM69 45V44H68ZM67 45V46H68ZM74 45V46H75ZM117 45V44H116ZM134 45V44H133ZM182 45V44H181ZM205 45V44H204ZM207 45V44H206ZM223 45V44H222ZM0 46H1V42H0ZM8 46V45H7ZM77 46H78V44H77ZM81 46V45H80ZM83 46V45H82ZM81 46V47H82ZM87 47V45H86V43L84 44V46L83 47ZM10 47V46H9ZM55 47V46H54ZM82 47V48H83ZM93 47H95V46H93ZM104 47V46H103ZM117 47V46H116ZM2 48V47H1ZM0 48V58L1 59H4V58H2V57H5L6 55H4L5 53H7V48H4L3 47V49H1ZM50 48V47H49ZM56 48V47H55ZM79 48V47H78ZM90 48H91V46H90ZM119 48V47H118ZM121 48V47H120ZM159 48V47H158ZM145 49V48H144ZM190 49V48H189ZM192 49V48H191ZM209 49H211V48H209ZM239 49V48H238ZM84 50V49H83ZM87 50V49H86ZM88 50H89V47H88ZM181 50V49H180ZM184 50V49H183ZM206 50V49H205ZM229 50V49H228ZM85 51V50H84ZM90 51V50H89ZM89 51H87V53L86 54H89L88 52ZM131 51V50H130ZM128 52V51H127ZM65 53V52H64ZM79 53V52H78ZM91 53V52H90ZM130 53V52H129ZM129 53H126V55L127 54H129ZM163 53V52H162ZM196 53V52H195ZM203 53V52H202ZM67 54H68V52H67ZM67 54L65 53V55L67 56ZM132 54V53H131ZM185 54V53H184ZM201 54V53H200ZM205 54V53H204ZM204 54H203V56H204ZM208 54V53H207ZM12 55V54H11ZM126 55H124V56H126ZM141 55V54H140ZM157 55V54H156ZM170 54H168L167 53V57L169 56ZM180 55V54H179ZM195 55V54H194ZM196 55H197V53H196ZM14 56V55H13ZM87 56V55H86ZM206 56V58L208 59V57H209V54H208V56L207 55H205ZM8 57V56H7ZM170 57V56H169ZM172 57V56H171ZM181 57V56H180ZM183 57V56H182ZM186 57V56H185ZM190 57V56H189ZM188 57V58H189ZM193 56H191V58H192ZM197 57V56H196ZM199 57V56H198ZM201 57V56H200ZM6 58V57H5ZM9 58H11L12 59V61H14L13 60V58L12 57H9ZM127 58V57H126ZM150 58H151V56H150ZM188 58H186V59H188ZM190 58V59H191ZM216 58V57H215ZM129 59V58H128ZM134 59V58H133ZM139 58H137V62L139 61L138 60ZM166 59V58H165ZM180 59V58H179ZM195 59V58H194ZM193 59V60H194ZM198 59H200V58H198ZM201 59L203 60V59H205V57L203 58V57H201ZM8 60H10V59H8ZM7 60V62H5L6 64V66H5V68H3L2 69V67H1V71H0V158L2 159L3 157H5V156H3L2 157V153H3V150H2V139H3V141H4V139L5 138H2V136L6 133L5 132V128L3 127V121H1V119H2V116L4 117V115H3V109H7V108H5V106H4V102H3V98H4V100H7V102L9 103V105H11L12 107H13V109L15 108H17V109H20L21 111H22V113H20V114H23V113H27V112H25V111H27V109L30 107H33L32 105H30V103L32 102L33 103V101H31L30 103L28 102V99L30 98L31 99V97H29L30 96V94H29V90H27L26 88L27 87H25V86H23V85H25V84H22L21 82L23 81H21V79L22 78H20V83L22 84H20V83H18V81H16L18 84H13V83H11V81H10V79H9V77L11 78V76H9L8 78H7V75H9V74H7L6 75V73H5V70H6V68H8L7 66H12V64H11V60L10 61H8ZM110 60V59H109ZM119 61H120V59H118ZM129 60H131V59H129ZM129 60H128V62H129ZM161 60V59H160ZM230 60H231V58H230ZM2 61V60H1ZM4 61V60H3ZM2 61V62H3ZM107 61V60H106ZM135 61V60H134ZM171 61V60H170ZM186 61V60H185ZM188 62H192V61H189V60H187ZM195 61V60H194ZM111 62V61H110ZM113 62V61H112ZM115 63L117 62V60L116 61H114ZM136 62V61H135ZM136 62V63H137ZM198 62H200V61H198ZM198 62H196V63H198ZM202 62V61H201ZM200 62V63H201ZM207 61H205V62H202L201 63V65H203V63H206ZM232 63H233V61H231ZM4 63V62H3ZM3 63H1L0 65H2ZM19 63V62H18ZM114 63V65H116ZM118 63V62H117ZM131 63H133L134 64V62L133 61H131ZM135 63V64H136ZM138 63H141V62H138ZM143 63V62H142ZM187 63V62H186ZM195 62L193 63V64H196ZM208 63V62H207ZM22 64V63H21ZM120 64H121V62H120ZM120 64L119 65H116L117 67L118 66H120ZM125 64H127V63H124V65ZM129 64H130V62H129ZM175 64V63H174ZM177 64H178V62H177ZM184 64V63H183ZM192 64V63H191ZM192 64V65H193ZM234 64V63H233ZM4 65V64H3ZM14 65V64H13ZM23 65V64H22ZM111 65V64H110ZM168 65H169V63H168ZM179 65V64H178ZM187 65V64H186ZM191 65V66H192ZM198 65V64H197ZM204 65H206V64H204ZM207 65H209V64H207ZM206 65V66H207ZM25 66H26V64L24 65V68H25ZM181 66V65H180ZM188 66V65H187ZM186 66V67H187ZM16 67H18V66H16ZM20 67H23V66H21L20 65ZM116 67V68H117ZM124 67V66H123ZM125 67H129V66H125ZM170 67V66H169ZM185 67V65L183 66V68ZM190 67V66H189ZM204 67V66H203ZM14 68V67H13ZM115 68V69H116ZM119 68H121V67H119ZM118 68V69H119ZM143 68V67H142ZM191 68H193V67H190V69ZM15 69V68H14ZM20 69V68H19ZM23 69V68H22ZM27 69V68H26ZM128 69V68H127ZM146 69V68H145ZM149 69V68H148ZM187 69H188V67H187ZM203 69V68H202ZM9 70V69H8ZM17 70V69H16ZM15 70V72H17ZM28 70V69H27ZM110 70V69H109ZM169 70H171V69H169ZM176 70V69H175ZM182 70H184V69H182ZM199 70V69H198ZM201 70V69H200ZM199 70V71H200ZM211 70V69H210ZM12 71V70H11ZM115 71V70H114ZM122 71H124L123 69L121 70V71H119V73H120V75L122 74ZM133 71V70H132ZM139 71V70H138ZM171 71H174V70H171ZM178 71V70H177ZM124 72H126V71H124ZM123 72V73H124ZM160 72V71H159ZM175 72V71H174ZM173 72V73H174ZM180 72V73H179ZM190 72V71H189ZM192 72V71H191ZM10 73V72H9ZM107 73H108V71H107ZM113 73V72H112ZM116 73H117V70H116ZM118 73V74H119ZM172 73V74H173ZM187 73V72H186ZM12 74H14V72H12ZM20 74V73H19ZM115 74V73H114ZM125 74V73H124ZM165 75H166V73H164ZM163 74V75H164ZM172 74H169V76L171 77V79H172V76H174L173 78H178L179 79V83H180V85L178 86L179 87V90H178V92H179V94H177V96H179V97H177L176 99L178 100L177 101V103L176 104H172L171 105V107H169V110H168V117H169V119H174L173 117L175 116V114H176V110L178 109L179 110V108H178V106H180L181 105V103H183V101L184 100H188V99H186L189 95V91H190V89H191V87L193 86L192 85V81H193V78H194V74H189V76H187V77H189L190 78V80H185V78H183V73L179 70L178 72H176V77H175V73L172 75ZM179 74V75H178ZM197 74V73H196ZM17 75V74H16ZM106 75V74H105ZM108 75H110V74H108ZM116 75V74H115ZM123 75V74H122ZM121 75V76H122ZM126 75V74H125ZM146 75V74H145ZM162 74H161V76H163ZM191 75V76H190ZM121 76H119V80H118V77H117V79H116V81L118 80L119 82H120V80H123V82L124 81H126L125 79H121ZM124 76V75H123ZM128 76V75H127ZM127 76L126 77H124V78H127ZM130 76V75H129ZM167 76V75H166ZM178 76V77H177ZM13 77V79H14V76H12ZM16 77V76H15ZM20 77V76H19ZM18 77V78H19ZM105 77V76H104ZM106 77H107V75H106ZM109 77V76H108ZM107 77V78H108ZM135 77H136V75H135ZM142 77V76H141ZM144 77H146V76H144ZM158 77H159V74H158ZM170 77H166V78H169L168 80H170ZM184 77H186V76H184ZM186 77V78H187ZM110 78V77H109ZM113 78V77H112ZM129 78V77H128ZM134 78V77H133ZM148 78V77H147ZM161 78H163V77H160L159 79L161 80ZM165 78V83L167 82H169V81H167V79ZM220 78V77H219ZM13 79H11V80H13ZM16 79V78H15ZM104 79V78H103ZM106 79V78H105ZM105 79H104V81H105ZM177 79V80H178ZM109 80H111V79H109ZM129 80H130V78H129ZM194 80H195V78H194ZM219 80V79H218ZM10 81V82H9ZM25 81V80H24ZM116 81H115V84L113 83V85H116V86H118L117 84H116ZM128 81V80H127ZM126 81V82H127ZM151 81V80H150ZM162 81H164V79L162 80ZM182 81H184L183 83H182ZM196 81V80H195ZM237 81V80H236ZM113 82V81H112ZM122 82V83H123ZM125 82V84H129V83H126ZM129 82V81H128ZM135 82V81H134ZM207 82V81H206ZM27 83V82H26ZM118 83V82H117ZM165 83H163L164 85H165ZM166 83V84H167ZM170 83V82H169ZM221 83V82H220ZM229 83V82H228ZM233 83V82H232ZM131 84V83H130ZM129 84V85H130ZM133 84V83H132ZM144 84V83H143ZM174 84V83H173ZM177 84V83H176ZM194 84V83H193ZM236 84V83H235ZM26 85H28V84H26ZM135 85V84H134ZM137 85H139V84H137ZM168 85V84H167ZM171 85V83L169 84V86ZM195 85V84H194ZM204 85V84H203ZM221 85V84H220ZM219 85V86H220ZM76 86V85H75ZM128 86V85H127ZM145 86V85H144ZM175 86V85H174ZM223 86H224V84H223ZM120 87H122L121 85H120ZM124 87V86H123ZM128 87H130V86H128ZM131 87H133V86H131ZM130 87V88H131ZM137 87V86H136ZM168 87V86H167ZM166 87V88H167ZM194 87V86H193ZM192 87V88H193ZM231 87V86H230ZM229 87V88H230ZM153 88V87H152ZM165 88V89H166ZM169 88V87H168ZM171 88V87H170ZM176 88V87H175ZM195 88H197V87H195ZM216 88V87H215ZM221 88H222V86H221ZM125 89V88H124ZM123 89V90H124ZM159 89V88H158ZM162 89V88H161ZM203 89H204V87H203ZM226 89V88H225ZM72 90V89H71ZM130 90V89H129ZM131 90H132V88H131ZM130 90V91H131ZM145 90V89H144ZM153 90H154V88H153ZM176 90V89H175ZM174 90V91H175ZM193 90V89H192ZM236 90V89H235ZM234 90V91H235ZM127 91H128V88H127ZM169 91V90H168ZM219 91V90H218ZM223 91V90H222ZM232 91H233V89H232ZM33 92V91H32ZM119 93H120V91H118ZM117 92V93H118ZM140 92V91H139ZM164 92V91H163ZM192 92V91H191ZM117 93H115L114 95H116ZM119 93H118V95H119ZM125 93V92H124ZM153 93V92H152ZM173 93V92H172ZM33 94H34V92H33ZM80 94V93H79ZM111 94H113V93H111ZM127 94H129V93H127ZM169 94H170V92H169ZM250 94V93H249ZM104 95H107V94H104ZM109 95V94H108ZM107 95V96H108ZM156 95V94H155ZM160 95V94H159ZM233 95V94H232ZM245 95H248L247 93L245 94ZM244 95V96H245ZM250 95H252V94H250ZM122 96H126V95H122ZM152 96V95H151ZM165 96V95H164ZM253 96V95H252ZM19 97H20V100L22 99V101L20 102V103H23L22 105H20L19 106V104L17 105V103H19V102H17V98L19 99ZM36 97V96H35ZM111 97V96H110ZM110 97H108V99H110ZM114 97V96H113ZM118 97V96H117ZM121 97V96H120ZM128 97V99H129V95L127 96ZM171 97V96H170ZM190 97V96H189ZM68 98V97H67ZM116 98V97H115ZM138 98V97H137ZM155 98V97H154ZM248 98H253V97H248ZM29 99V100H30ZM111 99H113L112 97H111ZM110 99V100H111ZM127 99V100H128ZM149 99H150V97H149ZM148 99V100H149ZM161 99H163L162 97H161ZM232 99V98H231ZM19 100V101H20ZM68 100H71V99H68ZM115 101L117 100V99H114ZM118 100H119V98H118ZM131 100V99H130ZM135 100V99H134ZM138 100V99H137ZM249 101H250V99H248ZM73 101V100H72ZM169 101V100H168ZM200 101V100H199ZM202 101V100H201ZM232 101V100H231ZM254 101V100H253ZM6 102V103H7ZM35 102H36V99H35ZM113 101H111V103H112ZM117 102V101H116ZM119 102H120V100H119ZM134 102V101H133ZM138 102V101H137ZM140 102V101H139ZM151 102V101H150ZM176 102V101H175ZM185 102V101H184ZM188 102V101H187ZM234 103L236 102V101H233ZM121 103H123V101H121ZM144 103V102H143ZM193 103H195V102H193ZM39 104V103H38ZM113 104H115L116 105V103L114 102V103H112V105ZM149 104V103H148ZM167 104V103H166ZM188 104V103H187ZM190 104V103H189ZM47 105V104H46ZM46 105H45V107H46ZM111 105V106H112ZM123 105H124V103H123ZM150 105V104H149ZM170 105V104H169ZM238 105V104H237ZM237 105H234V106H237ZM241 105V104H240ZM37 106V105H36ZM117 106V105H116ZM125 106V105H124ZM188 106V105H187ZM190 106H192V105H190ZM44 107V108H45ZM50 107V106H49ZM131 107V106H130ZM146 107V106H145ZM167 107V108H168ZM185 107V106H184ZM195 107V106H194ZM238 107V106H237ZM34 109L36 108L35 106L33 107ZM117 108V107H116ZM143 108V107H142ZM147 108V107H146ZM227 108V107H226ZM236 108V107H235ZM234 108V109H235ZM249 108V107H248ZM62 109V108H61ZM60 109V110H61ZM121 109V108H120ZM125 109V108H124ZM123 109V110H124ZM145 109V108H144ZM192 109V108H191ZM233 109V111H235ZM245 109V108H244ZM19 110V112H21ZM31 111H32V108L30 109ZM36 110H38L37 108L35 109V111ZM51 110V109H50ZM63 110V109H62ZM118 110H119V108H118ZM145 110H147V109H145ZM150 110H151V108H150ZM242 110V109H241ZM240 110V111H241ZM246 110V109H245ZM5 111V110H4ZM226 111V110H225ZM237 111V110H236ZM8 112V111H7ZM6 112V113H7ZM16 112H18V110H16ZM45 112V111H44ZM47 112V111H46ZM113 112V111H112ZM119 112H120V110H119ZM145 112V111H144ZM147 112V111H146ZM157 112V111H156ZM160 112V111H159ZM12 113H14V112H12ZM30 113V112H29ZM28 113V114H29ZM33 113V112H32ZM31 113V114H32ZM61 113H63V112H61ZM66 113H68V112H66ZM65 113V114H66ZM116 113V112H115ZM120 113H123V112H120ZM160 113H162V112H160ZM245 113V112H244ZM247 113V112H246ZM9 114H11V113H9ZM8 114V115H9ZM19 114V115H20ZM37 114V113H36ZM43 114V113H42ZM64 114V115H65ZM73 114V113H72ZM78 114V113H77ZM157 114V113H156ZM155 114V115H156ZM159 114V113H158ZM164 114V113H163ZM196 114V113H195ZM225 114V113H224ZM241 114V113H240ZM8 115H7V117L5 116L4 118H8ZM17 115V116H16ZM15 115V120H17V117H18V114H16ZM23 115H25V114H23ZM41 115V114H40ZM63 115V114H62ZM61 115V116H62ZM71 115V114H70ZM70 115H68V116H70ZM130 115V114H129ZM138 115V114H137ZM192 115V114H191ZM229 115H230V113H229ZM232 116H234V114H231ZM251 115V114H250ZM35 116V115H34ZM37 116V115H36ZM36 116H35V118H36ZM43 116V115H42ZM47 116V115H46ZM45 116V117H46ZM59 116V115H58ZM131 116V115H130ZM180 116V115H179ZM244 116V115H243ZM23 117V116H22ZM28 117V116H27ZM29 117H31L32 118V115H30L29 114ZM44 117V118H45ZM65 117V116H64ZM74 117H75V114H74ZM73 117V118H74ZM140 117H141V115H140ZM139 117V118H140ZM177 117V116H176ZM226 117V116H225ZM231 117V116H230ZM235 117H236V114H235ZM248 117V116H247ZM25 118H26V116H25ZM38 118V117H37ZM67 118H69V117H67ZM113 118H114V116H113ZM118 118H120V117H118ZM129 118V117H128ZM161 118V117H160ZM193 118V117H192ZM9 119V118H8ZM29 119V118H28ZM124 119V118H123ZM142 119V118H141ZM156 119V118H155ZM159 119V118H158ZM237 119V118H236ZM242 119V118H241ZM22 120V119H21ZM32 120H34V119H32ZM40 120V119H39ZM42 120H43V118H42ZM230 120V119H229ZM234 120V119H233ZM24 121V120H23ZM29 121V120H28ZM37 121V120H36ZM35 121V122H36ZM69 121V120H68ZM177 121V120H176ZM256 121V120H255ZM254 121V123H256ZM14 122V121H13ZM12 122V123H13ZM32 122V121H31ZM34 122V121H33ZM117 122V121H116ZM121 122V121H120ZM229 123H230V121H228ZM227 122V123H228ZM245 122V121H244ZM6 123H9L8 121L6 122ZM24 123V122H23ZM93 123V122H92ZM168 123H169V121H168ZM167 123V124H168ZM171 123V122H170ZM183 123V122H182ZM184 123H186V122H184ZM195 123H196V121H195ZM236 123H238V122H236ZM236 123H235V125H236ZM10 124V123H9ZM21 124V123H20ZM31 124V123H30ZM29 124V125H30ZM34 124V123H33ZM136 124V123H135ZM166 124V125H167ZM239 124V123H238ZM11 125V124H10ZM67 125V124H66ZM97 125V124H96ZM156 125H157V123H156ZM231 125H233V124H231ZM9 126V125H8ZM24 126V125H23ZM23 126H21V127H23ZM57 126V125H56ZM76 126H77V124H76ZM93 126H94V123H93ZM195 126V125H194ZM13 127H14V125H13ZM16 127V126H15ZM68 127V126H67ZM95 127V126H94ZM100 127V126H99ZM104 127V126H103ZM115 128L117 127V124H116V126H114ZM140 127V126H139ZM155 127V126H154ZM166 127V126H165ZM174 127V126H173ZM178 127V126H177ZM20 128V127H19ZM52 128V127H51ZM75 128V127H74ZM227 128V127H226ZM231 128V127H230ZM15 129V128H14ZM55 129V128H54ZM70 129V128H69ZM76 129V128H75ZM90 129V128H89ZM104 129V128H103ZM164 129V125H157L156 127H155V129H154V133L155 132H160V134H161V132H162V130ZM171 129V128H170ZM199 129V128H198ZM228 129V128H227ZM81 130V129H80ZM99 130V129H98ZM116 130V129H115ZM124 130H125V128H124ZM123 130V131H124ZM152 130H153V128H152ZM156 130V131H155ZM168 130V129H167ZM175 130V129H174ZM225 130V129H224ZM19 131V130H18ZM46 131V130H45ZM52 131V130H51ZM54 131V130H53ZM70 131V130H69ZM97 131V130H96ZM228 131V130H227ZM5 132V133H4ZM12 131H10V133H11ZM68 132V131H67ZM71 132V131H70ZM74 132V131H73ZM71 133V134H74V133ZM76 132V131H75ZM82 132V131H81ZM89 132V131H88ZM127 132V131H126ZM4 133V134H3ZM116 133V132H115ZM121 133H123V132H121ZM120 133V134H121ZM148 133H150V132H148ZM191 133V132H190ZM56 134V133H55ZM54 134V137L52 138H48L49 140L50 139H54V138H63L62 137V135L60 136V135H58V133L55 135ZM90 134V133H89ZM187 134V133H186ZM195 134V133H194ZM232 134H233V132H232ZM7 135V134H6ZM12 135V134H11ZM10 135V136H11ZM76 135V134H75ZM169 135V134H168ZM229 135V134H228ZM48 136V135H47ZM52 136V135H51ZM73 136V135H72ZM119 136V135H118ZM117 136V137H118ZM122 136V135H121ZM183 136V135H182ZM233 136H235V135H233ZM233 136H232V138H233ZM238 136H239V134H238ZM6 137V136H5ZM37 137H38V135H37ZM41 137V136H40ZM194 137V136H193ZM231 137V136H230ZM195 138V137H194ZM206 138V137H205ZM11 139V138H10ZM41 139V138H40ZM116 139V138H115ZM118 139H119V137H118ZM120 139H121V137H120ZM152 139V138H151ZM228 139V138H227ZM235 139V138H234ZM234 139H232V141L234 140ZM37 140V139H36ZM47 141L46 139L44 140V137L41 139V140H39L36 144L38 145L36 148L38 149V148H46V150H48V151H52V150H57V151H61V152H63V153H65L66 152V155H68L69 156V154H70V152H69V149H68V147H69V145L67 146L66 145V143L64 144L63 143V140L58 144V146L56 145V140L55 141ZM117 140V139H116ZM175 140V139H174ZM238 140V139H237ZM6 141V140H5ZM150 141V140H149ZM239 141V140H238ZM192 142V141H191ZM237 142V141H236ZM252 142H253V140H252ZM255 142V141H254ZM114 143V142H113ZM117 142H115V144H116ZM153 143V142H152ZM245 143H247V144H249L248 142H244V144ZM35 144V145H36ZM176 144V143H175ZM237 144V143H236ZM252 144H254V143H252ZM117 145V144H116ZM116 145H115V147H116ZM144 145V144H143ZM226 145V144H225ZM241 145V144H240ZM246 145V144H245ZM249 145H251V144H249ZM121 146H122V148L121 149H123L124 151H125V158H126V160H127V162H128V156L131 158V156L130 155H132V147L130 148V145H129V141H123L122 142V144H121ZM179 146V145H178ZM194 146H195V144H194ZM199 146V145H198ZM253 146H255V145H253ZM58 149H57V148ZM119 147H120V142H119ZM193 147V146H192ZM240 147V146H239ZM248 147V146H247ZM247 147H244V151L243 152H240V154L243 156V157H245V162H246V159H248V151L250 150L249 148H247ZM189 148V147H188ZM197 148V147H196ZM195 148V149H196ZM205 148H206V145H205ZM237 148V147H236ZM251 148H252V146H251ZM120 149V151H122ZM209 149V148H208ZM239 149V148H238ZM249 149V150H248ZM40 151H41V149H39ZM43 150V149H42ZM186 150V149H185ZM237 150V149H236ZM240 150V149H239ZM254 150H256V148L254 149ZM253 150V151H254ZM257 150H258V148H257ZM256 150V151H257ZM263 150V149H262ZM45 151V150H44ZM117 151V150H116ZM191 151V150H190ZM118 152V151H117ZM134 152V151H133ZM188 152V151H187ZM192 152V151H191ZM196 152V151H195ZM251 152H252V150H251ZM258 152V151H257ZM140 153V152H139ZM184 153V152H183ZM253 153V152H252ZM255 153V152H254ZM145 152H141L140 154H139V156L138 157H135V158H139V161H140V159H142L144 156H145ZM187 154H189V153H187ZM191 154V153H190ZM230 154V153H229ZM236 154H238V153H236ZM263 154V153H262ZM71 155V154H70ZM133 155H134V153H133ZM185 155V154H184ZM235 155V154H234ZM239 155V154H238ZM253 155H255V154H253ZM193 156V155H192ZM240 156V155H239ZM250 156V155H249ZM252 156V155H251ZM257 154L255 155V157H256V159H257ZM262 156V155H261ZM260 156V157H261ZM117 157V156H116ZM241 157V156H240ZM133 158H134V156H133ZM133 158H131V159H133ZM145 158V157H144ZM222 158V157H221ZM242 158V157H241ZM0 159V264H143L142 262H140V261H138V260H135V258H134V260L133 261H130V260H125V258H123V257H121L120 255L118 256V255H116L114 252H112V242H111V234L112 233H110V228H112L113 227V225H114V222L115 221H119L121 218H122V220H125L126 221V219H123L124 218V215L126 214V216H128V217H132V215H134V216H136L137 215V212H139V211H141V210H146L147 208H153V207H151V200L153 201V199H151V195H152V192H154V190H152V189H148L147 188V184H145V186L143 185V183H141L137 178H135L133 175H132V173H131V175H132V177H134V178H131L130 179V176H129V179L128 178H123V180L124 179H126L125 180V183L122 185H120L118 182V184L120 185H118L117 186V188L115 189L114 187L113 188H111V190L113 189H115V191L116 190H118L115 194H114V196H113V198L111 197V195H110V197H111V199L110 200H107V201H104V207L105 208H103V209H106L107 211H108V213H106V215H97V216H95L94 218H93V216H91L92 218H93V221H92V224H91V226L89 225V228H87V226H86V228L84 229V228H81V227H79L78 226V228H75L74 230V232L73 231H64V232H62V233H65V234H67V235H69V236H65V237H71V235L73 234V238L71 239H69V240H65L63 243H62V246L58 249L59 250V254H57L56 255V257H54V256H52L49 252H48V247L51 249V248H53L54 246H55V244H50V246H48L47 248H45V246H43L42 245V240H43V238L45 237L44 236V234H39L38 235V238L36 239V240H34L33 239V232H32V228H31V226H32V224H33V214H31L30 212H28V213H30V215L29 214H27L26 213V215H22L21 216V213L19 214V211L18 210H20L19 208H20V205L22 206V200H21V196H17L15 193H10V194H6L5 193V191H4V185H3V183H2V180L4 179L3 178V176H4V174H5V170H6V167L3 165V162H2V160ZM5 159V158H4ZM131 159H130V161H131ZM191 159V158H190ZM231 159V158H230ZM233 159V158H232ZM238 159H239V157H238ZM237 159V160H238ZM249 159H250V157H249ZM259 159V158H258ZM184 160V159H183ZM223 160V159H222ZM236 160V161H237ZM253 160V159H252ZM251 160V161H252ZM254 160H255V158H254ZM261 160H263V159H261ZM119 161V160H118ZM137 161V160H136ZM193 161H195V160H193ZM232 161V160H231ZM259 161V160H258ZM264 161V160H263ZM158 162V161H157ZM240 162V161H239ZM244 162V161H243ZM248 162H250V161H248ZM255 162V161H254ZM253 162V163H254ZM257 162V161H256ZM118 163V162H117ZM121 163V162H120ZM159 163V162H158ZM174 163V162H173ZM233 163V162H232ZM241 163H242V161H241ZM251 163V162H250ZM260 163H263L264 164V162H262V161H260ZM114 164H116V163H114ZM124 164V163H123ZM141 164H144V162L143 163H141ZM163 164V163H162ZM223 164V163H222ZM226 164V163H225ZM236 164H237V162H236ZM235 164V165H236ZM240 164V163H239ZM119 165V164H118ZM122 165V164H121ZM121 165H119L120 167H121ZM131 165H133V164H130V166ZM145 165V164H144ZM146 165H148V163L146 164ZM145 165V166H146ZM186 165V164H185ZM232 165V164H231ZM243 164H241V166H242ZM12 166H14V165H12ZM140 166V165H139ZM138 166V167H139ZM154 166V165H153ZM159 166V165H158ZM230 166V165H229ZM250 166H254L252 163H251V165ZM255 166H256V164H255ZM15 167V166H14ZM119 167V168H120ZM122 167H124V166H122ZM137 167V166H136ZM135 167V168H136ZM167 167V166H166ZM236 167V166H235ZM261 167V166H260ZM259 167V168H260ZM76 168V167H75ZM134 168V169H135ZM140 168V167H139ZM142 168V167H141ZM163 168V167H162ZM225 168V167H224ZM232 169H233V167H231ZM237 168V167H236ZM235 168V169H236ZM258 168V169H259ZM10 169V168H9ZM124 169H125V167H124ZM129 169V168H128ZM128 169H126V170H128ZM138 169V168H137ZM144 169V168H143ZM147 170H148V168H146ZM155 169V168H154ZM158 168H156V170H157ZM181 169V168H180ZM187 169V168H186ZM189 169V168H188ZM254 169H256L255 167H254ZM85 170V169H84ZM83 170V171H84ZM160 170V169H159ZM158 170V171H159ZM224 170V169H223ZM229 170V169H228ZM231 170V169H230ZM133 171V170H132ZM136 171V170H135ZM161 171H163V170H160L159 172H161ZM167 171H168V169H167ZM227 171V170H226ZM233 171V170H232ZM240 171V170H239ZM255 171H257V169L255 170ZM113 172H114V170H113ZM131 172V171H130ZM134 172V171H133ZM143 172V171H142ZM153 172V171H152ZM156 172V171H155ZM158 172V173H159ZM164 172V171H163ZM192 172V171H191ZM203 172H205V171H203ZM242 172V171H241ZM253 172V171H252ZM258 172V171H257ZM125 173V172H124ZM145 173V172H144ZM158 173H157V175H158ZM177 174H175V175H171L170 174V172H169V177H168V175H167V182H166V184H167V186H168V189L166 188V190L169 192V194H168V197H171V198H173V199H175V201H177L178 203L177 204H175V205H170V206H166L165 204H166V202L163 204V207H164V205L166 206V207H168L169 209H170V212L172 213V214H174L175 216H178V215H181L183 212H185V210H184V207H185V203L184 202H186L185 200H186V198H189L190 196H194V197H197V196H200V195H202V192H201V187H200V183H198V181H197V179H195L194 177L195 176H192V173H191V175L189 174V173H187V171L186 172H183V171H178V172H176ZM196 173V172H195ZM208 172L206 171V174H207ZM231 173V172H230ZM239 173V172H238ZM254 173H256V172H254ZM120 174V173H119ZM198 174V173H197ZM205 174V173H204ZM235 174V173H234ZM249 174H250V172H249ZM253 174V173H252ZM118 175V174H117ZM122 175V174H121ZM126 175V174H125ZM240 175V174H239ZM238 175V176H239ZM254 175V174H253ZM128 176V175H127ZM206 176H209V175H206ZM226 176V175H225ZM229 176H230V174H229ZM237 176V177H238ZM250 176H252L251 174H250ZM118 177V176H117ZM120 177V176H119ZM122 177V176H121ZM124 177V176H123ZM255 177V176H254ZM253 177V178H254ZM68 178V177H67ZM66 178V179H67ZM77 178V177H76ZM152 178H156L155 176L154 177H152ZM205 178H207V177H205ZM209 178V177H208ZM240 178V177H239ZM263 178V177H262ZM228 179H229V177H228ZM238 179V178H237ZM118 180V179H117ZM150 180V179H149ZM157 180V179H156ZM165 180V179H164ZM199 180V179H198ZM227 180V179H226ZM250 180V177H249V179H248V181ZM67 181V180H66ZM119 181H121L120 180V178H119ZM205 181V180H204ZM237 181V180H236ZM155 182V181H154ZM164 182V183H165ZM199 182H200V180H199ZM205 182H207V181H205ZM227 182V181H226ZM233 182V181H232ZM235 182V181H234ZM254 182H255V180H254ZM253 182V183H254ZM116 183V182H115ZM153 183V182H152ZM228 183V182H227ZM229 183H230V181H229ZM248 183V182H247ZM29 184V183H28ZM74 184V183H73ZM226 184V183H225ZM235 184V183H234ZM238 184V183H237ZM115 185H117V184H115ZM148 185H149V183H148ZM157 185V184H156ZM217 185V184H216ZM224 185V184H223ZM227 185H229V184H227ZM226 185V186H227ZM230 185H231V183H230ZM247 185V184H246ZM12 186V185H11ZM69 186V185H68ZM232 186H235V185H232ZM249 186H250V184H249ZM25 187V186H24ZM112 187V186H111ZM152 187V186H151ZM203 187V186H202ZM221 187V186H220ZM224 187H225V185H224ZM230 187V186H229ZM251 187V186H250ZM249 187V188H250ZM16 188V187H15ZM14 187H12V190H14L15 189ZM33 186H30V185H28L27 186V189H29V192H30V190H31V194L33 195ZM222 188V187H221ZM241 188V187H240ZM247 188V187H246ZM78 189V188H77ZM76 189V190H77ZM82 189V188H81ZM219 189V188H218ZM224 189V188H223ZM226 189V188H225ZM224 189V190H225ZM228 189H230V188H228ZM251 189V188H250ZM16 190V189H15ZM110 190V189H109ZM156 190V189H155ZM213 190V189H212ZM217 190V189H216ZM232 190V189H231ZM231 190H229L230 192H231ZM235 190V189H234ZM239 190V189H238ZM238 190H236L237 192H238ZM252 190V189H251ZM10 191V190H9ZM72 191V190H71ZM106 191V190H105ZM166 191V192H167ZM226 192H227V190H225ZM233 191V190H232ZM235 191V192H236ZM16 192H18L17 190H16ZM78 192V191H77ZM76 192V193H77ZM230 192H227V194H229ZM234 192V191H233ZM234 192V193H235ZM71 193V192H70ZM107 193H109V192H107ZM111 193V192H110ZM154 193H157V192H154ZM220 194L222 193L223 194V192H219ZM239 193V192H238ZM238 193H236L235 195H237ZM243 193H244V191H243ZM247 193V192H246ZM72 194V193H71ZM99 194V193H98ZM101 194V193H100ZM158 194H160V195H162L161 193H159L158 192ZM218 194V193H217ZM219 194V195H220ZM225 194V193H224ZM231 194V193H230ZM102 195H103V193H102ZM108 196H109V194H107ZM113 195V194H112ZM233 193L231 194V196L230 195H227V197H229L230 196V199L229 200H231L230 201V203H229V206L228 207H230V206H232L233 207V209L236 211L237 209H244V208H242V206L244 205V202H242L241 200L242 199H245V197H244V194H243V197L242 198H237V196H235ZM240 195V194H239ZM70 196V195H69ZM68 196V197H69ZM101 196V195H100ZM163 196H165V195H163ZM189 196V197H188ZM207 196V195H206ZM205 196V197H206ZM222 196V195H221ZM246 196V195H245ZM71 197L74 199H77V200H79V201H76V202H80V203H83L82 201H84V200H82L83 199V196H80V194H74L73 193V195H71ZM106 197V196H105ZM109 197V198H110ZM161 197V196H160ZM193 197V198H194ZM203 197V196H202ZM226 197V196H225ZM241 197V196H240ZM71 198V200H73ZM108 198V197H107ZM163 198V197H162ZM165 198H166V196H165ZM191 198V197H190ZM204 198V197H203ZM208 198V197H207ZM60 199H63V198H60ZM89 199H90V197H89ZM100 199V198H99ZM103 199H104V196H103ZM156 199V198H155ZM157 199H158V197H157ZM159 199H161V198H159ZM170 199V198H169ZM172 199V200H173ZM209 199V198H208ZM212 199V198H211ZM247 199V198H246ZM251 199V198H250ZM102 200V199H101ZM220 200V199H219ZM227 200V199H226ZM249 200V199H248ZM60 201V200H59ZM75 201V200H74ZM99 201V200H98ZM156 201H158V200H156ZM161 201V200H160ZM162 201H163V199H162ZM164 201H165V199H164ZM163 201V202H164ZM167 201H169V200H167ZM222 201V200H221ZM221 201H219V203H221ZM244 201V200H243ZM75 202V203H76ZM162 202V203H163ZM190 202V201H189ZM205 202H207V201H205ZM216 202H218V201H216ZM223 202H224V200H223ZM247 201H245V203H246ZM249 202H250V200H249ZM76 204L77 206H79V204ZM85 203V202H84ZM88 203V202H87ZM100 203V202H99ZM157 203H159V202H157ZM194 203V202H193ZM251 203V202H250ZM90 204V203H89ZM98 204V203H97ZM168 204H169V202H168ZM171 204V203H170ZM208 204V203H207ZM211 204V203H210ZM227 204V203H226ZM24 205V204H23ZM83 205H85V204H83ZM82 205V206H83ZM91 205H92V203H91ZM94 205V204H93ZM161 205V204H160ZM247 205V204H246ZM246 205H244V207L246 206ZM253 205H255V204H253ZM81 206V207H82ZM86 206V205H85ZM85 206H83L82 208H85ZM100 206V205H99ZM101 206H103L102 204H101ZM100 206V207H101ZM159 206V205H158ZM162 206V205H161ZM80 207V208H81ZM88 207V206H87ZM97 207V206H96ZM100 207L98 208V209H100ZM202 207V206H201ZM225 207H226V205H225ZM227 207V208H228ZM248 207V206H247ZM262 207V206H261ZM79 208V209H80ZM101 208V209H102ZM197 208V207H196ZM249 208V207H248ZM22 209V208H21ZM89 209V208H88ZM87 209V210H88ZM161 209H163V208H161ZM167 209V208H166ZM168 209V210H169ZM212 209V208H211ZM220 209H222V208H220ZM226 209V208H225ZM261 209L262 208H258V209H254V206H253V209H252V211H253V214H254V218H253V220L252 221H250L249 223H246V225H243V227L242 228H240V233L242 232V231H245V233H246V231H249L250 233L251 232H254V233H256L257 235H260V238H262V237H264V218H262L261 216H262V214H264L262 211H261ZM91 210V209H90ZM105 210V211H106ZM223 210H224V207H223ZM223 210H221V211H223ZM229 210V209H228ZM244 210H246V209H244ZM249 210V209H248ZM21 211H23V210H21ZM79 211V210H78ZM99 211V210H98ZM101 211V210H100ZM99 211V212H100ZM147 211V210H146ZM149 211V210H148ZM154 211V210H153ZM166 211V210H165ZM232 211V210H231ZM230 211V212H231ZM240 211V210H239ZM251 211V212H252ZM77 212V211H76ZM82 212V211H81ZM96 212V211H95ZM151 212V211H150ZM169 212V211H168ZM167 212V213H168ZM238 212V211H237ZM101 213H103V211L101 212ZM143 213V212H142ZM162 213V212H161ZM170 213V214H171ZM97 214V213H96ZM107 214H109V215H107ZM150 214V213H149ZM165 214H166V212H165ZM171 214V216H173ZM215 214V213H214ZM228 214H229V212H228ZM32 215V216H31ZM95 215V214H94ZM217 215V214H216ZM238 216L240 215V212L237 214ZM236 215V216H237ZM261 215V216H260ZM25 218H24V217ZM78 216H80V215H78ZM133 216V217H134ZM167 216H169V213H168V215ZM174 216V217H175ZM182 216H183V214H182ZM243 216V215H242ZM242 216H240V217H242ZM264 216V215H263ZM81 217V216H80ZM83 217V216H82ZM146 217H148V216H146ZM197 217V216H196ZM227 217H228V215H227ZM239 217V218H240ZM116 218V219H115ZM130 218H129V220H130ZM135 218V217H134ZM234 218H235V216H234ZM238 218V219H239ZM243 219H244V217H242ZM241 218V219H242ZM248 218V217H247ZM246 218V219H247ZM144 219V218H143ZM146 219V218H145ZM159 219V218H158ZM212 219V218H211ZM228 219V218H227ZM237 219V221H239ZM80 220V219H79ZM78 220V221H79ZM127 220H128V218H127ZM128 220V221H129ZM132 220V219H131ZM130 220V221H131ZM137 220V219H136ZM142 220V219H141ZM164 220V219H163ZM216 220V219H215ZM236 220V219H235ZM249 220V219H248ZM85 221V220H84ZM125 221H122V222H125ZM130 221H129V223H130ZM161 221V220H160ZM242 221V220H241ZM190 222V221H189ZM198 222V221H197ZM247 222V221H246ZM89 223V222H88ZM137 223V222H136ZM199 223V222H198ZM234 223H235V221H234ZM238 223V222H237ZM240 223V222H239ZM238 223V224H239ZM243 222H241V224H242ZM245 223V222H244ZM243 223V224H244ZM118 224V223H117ZM119 224H120V222H119ZM180 224V223H179ZM123 225H126L127 226V222H125V224H123ZM131 225V224H130ZM140 225V224H139ZM191 225V224H190ZM81 226V225H80ZM101 226V227H100ZM120 226V225H119ZM122 226V225H121ZM206 226V225H205ZM213 226V225H212ZM228 226H230V225H228ZM240 225H238V227H239ZM72 227V226H71ZM84 227V226H83ZM115 227V226H114ZM113 227V228H114ZM123 227V226H122ZM196 227V226H195ZM233 228H234V225L232 226ZM236 227H237V225H236ZM233 228H230V230L231 229H233ZM203 229V228H202ZM214 229V228H213ZM239 229V228H238ZM66 230V229H65ZM67 230H68V228H67ZM70 230V229H69ZM222 230V229H221ZM226 230V229H225ZM229 230V229H228ZM234 230L235 231H237V228L235 229L234 228ZM52 231V230H51ZM50 230H49V232H51ZM233 231V230H232ZM53 232V231H52ZM202 232V231H201ZM208 232V231H207ZM238 232H239V230H238ZM248 232V233H249ZM41 233H43V232H41ZM71 233V234H70ZM236 233V232H235ZM244 233V234H245ZM47 234V233H46ZM48 235V234H47ZM113 235V234H112ZM182 235V234H181ZM191 235H193V234H191ZM64 236V235H63ZM201 236V235H200ZM224 236V235H223ZM229 236V235H228ZM255 236V235H254ZM262 236V237H261ZM36 237H37V235H36ZM47 237V236H46ZM59 237H60V239H59ZM61 237H62V235H60V234H54V235H51V237L50 238H52V241L53 242H58V240H61ZM258 237V236H257ZM259 238V239H260ZM234 239V238H233ZM258 239V238H257ZM34 240V241H33ZM194 240H196L195 238H194ZM264 240V239H263ZM261 241V240H260ZM206 242V241H205ZM113 243H114V241H113ZM116 243H118V242H116ZM119 244V243H118ZM136 244V243H135ZM47 245V244H46ZM58 246V245H57ZM121 246V244L119 245V247ZM209 246V245H208ZM231 246V245H230ZM122 247H123V245H122ZM121 247V248H122ZM125 247H127V246H124V248ZM58 248V247H57ZM131 248V247H130ZM128 249V248H127ZM126 249V250H127ZM53 250V249H52ZM211 251V250H210ZM114 253V254H113ZM233 254V253H232ZM123 256V255H122ZM133 258V257H132Z\"/></svg>",
  "mask_w": 264,
  "mask_h": 264
}]
</instances>
